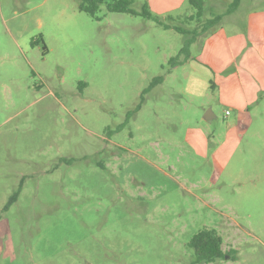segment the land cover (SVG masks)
Masks as SVG:
<instances>
[{
    "label": "rangeland",
    "instance_id": "1",
    "mask_svg": "<svg viewBox=\"0 0 264 264\" xmlns=\"http://www.w3.org/2000/svg\"><path fill=\"white\" fill-rule=\"evenodd\" d=\"M79 1L0 0V264H264V96L225 116L197 61L224 5ZM204 228L226 256L197 263Z\"/></svg>",
    "mask_w": 264,
    "mask_h": 264
},
{
    "label": "crops",
    "instance_id": "2",
    "mask_svg": "<svg viewBox=\"0 0 264 264\" xmlns=\"http://www.w3.org/2000/svg\"><path fill=\"white\" fill-rule=\"evenodd\" d=\"M214 1L222 3L224 7L222 10L213 8V13L221 17L213 26L216 29L211 31L212 35L203 39L198 55L200 61H197L211 70L212 78L208 81L212 82L218 100L228 104L230 113L226 115L225 109L224 115L228 116L234 111L235 116H241L247 114L251 103L264 96V7L248 8L242 15L240 21L242 25L236 21V31V28L226 30L224 23L227 17L243 10L241 0L230 13H226V9L232 0ZM205 2L208 3V8L212 7L213 0ZM236 17V15L232 17L234 23ZM206 32H202L201 35H206L210 31ZM239 46L249 48L237 53L236 49ZM189 55V59L192 58L190 51ZM208 112L212 118L215 117L211 111Z\"/></svg>",
    "mask_w": 264,
    "mask_h": 264
},
{
    "label": "trees",
    "instance_id": "3",
    "mask_svg": "<svg viewBox=\"0 0 264 264\" xmlns=\"http://www.w3.org/2000/svg\"><path fill=\"white\" fill-rule=\"evenodd\" d=\"M133 0H80L78 8L94 18L97 17V10L100 4L105 3L107 5V10L112 12H125L136 14V12L131 8ZM190 6L194 9V13L187 17L189 20H196L200 22L202 20V15L205 7V0H188ZM239 0H232L226 9V13L232 12ZM141 15L146 18H153L156 23L164 25L162 21L156 17L152 16L150 11L147 9L146 3L143 4ZM221 15L212 14L202 23V32L207 31L212 28L220 19ZM167 28H173L182 34H192L197 35L196 30L188 31L183 28L174 25L165 24ZM194 37H191L189 41L185 42V45L180 49L179 53H183L185 61L189 58V46L193 43ZM172 59L177 60V57ZM179 62L175 61L173 66L177 65ZM16 198V194L12 196L10 202H13ZM190 247L194 250L195 262L209 263L213 262L218 258H223L225 253L222 249V237L218 234L215 229H201L196 232L189 241Z\"/></svg>",
    "mask_w": 264,
    "mask_h": 264
},
{
    "label": "water",
    "instance_id": "4",
    "mask_svg": "<svg viewBox=\"0 0 264 264\" xmlns=\"http://www.w3.org/2000/svg\"><path fill=\"white\" fill-rule=\"evenodd\" d=\"M208 111H210V110H208ZM208 111L205 113L204 118L209 120L212 118V116H210V114H208L209 113Z\"/></svg>",
    "mask_w": 264,
    "mask_h": 264
},
{
    "label": "built area",
    "instance_id": "5",
    "mask_svg": "<svg viewBox=\"0 0 264 264\" xmlns=\"http://www.w3.org/2000/svg\"><path fill=\"white\" fill-rule=\"evenodd\" d=\"M230 113V111L228 110V109H226L225 110V114L227 115V114H229Z\"/></svg>",
    "mask_w": 264,
    "mask_h": 264
}]
</instances>
